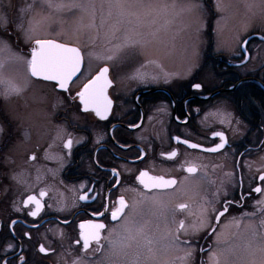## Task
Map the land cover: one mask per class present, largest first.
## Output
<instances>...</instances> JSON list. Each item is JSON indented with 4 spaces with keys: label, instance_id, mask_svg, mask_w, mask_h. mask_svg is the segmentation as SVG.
Returning <instances> with one entry per match:
<instances>
[{
    "label": "flooded vegetation",
    "instance_id": "flooded-vegetation-1",
    "mask_svg": "<svg viewBox=\"0 0 264 264\" xmlns=\"http://www.w3.org/2000/svg\"><path fill=\"white\" fill-rule=\"evenodd\" d=\"M66 10L81 13L77 9ZM46 11L41 10L36 17L43 16ZM89 11L84 14L92 18ZM36 17L37 28L43 19L36 20ZM92 19L90 22L94 21ZM94 23L90 25L95 28ZM96 33L84 46L63 42L80 48L85 54L80 74L70 85L68 93L59 89L53 92L46 86L50 82H37L35 93L42 107H36L41 115L33 117L36 128L32 141L11 152L6 149L0 155V168L7 167L4 156H11L17 161V170L24 173L20 178L21 184L8 198L0 195V264L5 260L21 264V258L24 264H61L63 250L69 245L78 247L75 239L80 231L79 225L87 221L106 224L102 235L107 236L108 229L119 221H111L108 213L104 216L93 213L100 208L101 202L111 206L112 201L121 195L130 205L133 204L138 199V193L133 189L139 185H134L132 177L138 170H148L153 175L163 174L178 181L180 190L166 197L169 208L175 209L177 205L186 203L195 212L206 201H212L219 207L224 201L231 200L229 218L252 211L253 198L257 194H250V189L253 186L264 187L257 172V168H264V74L242 73L253 57L251 45L264 44L260 39L264 35L253 34L245 39L246 53L242 52L244 41L228 53L221 52L215 41H210L208 53L200 59L201 71L180 79L172 76L170 71L169 77L161 76L156 66L152 69L146 65L147 61L153 62L151 59L137 60L134 65L130 63L129 71L128 66L119 64L120 67H116L117 59L104 63L100 59L101 64L97 67V62L89 59L86 49L101 47ZM215 49L217 51L212 54ZM229 55L231 57H227ZM104 66L110 68L109 78L113 81V87L108 89L113 106L108 119L101 121L94 113H83L77 107L78 97H72ZM10 67L6 66L5 75L13 78L16 73ZM206 67L216 71L218 76V84L211 88L199 80L205 75ZM136 73L141 74L143 80L130 78ZM117 75H121L123 87L126 84L127 89L119 87ZM193 83L202 84L203 89H194ZM223 100L235 107H219L218 103ZM244 100L256 104L244 105ZM57 102L58 106L54 108ZM225 117L231 119V124ZM61 129L63 140L70 136L74 141L71 156L65 155L67 150L62 146V139H57ZM37 131L40 135L36 134ZM215 132H223L228 137V145L218 153L188 149L186 145H178L175 139L179 136L202 147H212L220 142L219 137L214 136ZM14 136L17 142L23 140L20 131H16ZM77 140L81 142L77 144ZM8 143L10 146L11 141ZM4 144L5 141L0 140V146ZM177 148L181 152V157H178L181 164L186 158L198 165L196 175L189 176L179 164L161 156L162 152ZM34 151L37 152V162H28V156ZM45 151L53 158L43 159ZM60 156H64L63 162ZM138 156L144 159H138ZM186 176L188 180L185 182ZM240 177H243L242 186L237 184ZM41 191L47 195L40 197ZM82 194H87L89 199L80 200ZM28 195H36L45 204L38 217L27 215L30 209L34 210V205L23 207L22 202ZM61 208L63 211H58ZM138 213V218L151 220L153 225L159 223L160 229H164V222L158 221L147 206H141ZM65 218L72 224L65 223ZM176 218L184 219L188 224L195 220V216L179 212ZM226 224L227 220L222 217L220 223L213 227L218 232L228 231ZM60 233H63L62 240ZM244 238H247L246 234ZM196 239L205 249V252L197 253V264L200 260L210 264L209 250L215 248V236L202 232ZM41 244L47 253L39 251Z\"/></svg>",
    "mask_w": 264,
    "mask_h": 264
},
{
    "label": "snow or ice",
    "instance_id": "snow-or-ice-1",
    "mask_svg": "<svg viewBox=\"0 0 264 264\" xmlns=\"http://www.w3.org/2000/svg\"><path fill=\"white\" fill-rule=\"evenodd\" d=\"M105 4L109 9V16H112L115 10L117 24L126 21L134 25L130 29L133 34L127 36L124 43L117 46L115 50L110 49L109 51L114 53L112 55L101 57L89 52L90 60L95 58L112 61L119 58L118 54L123 49L142 46L143 41L135 38L138 35L137 27L142 26L150 17L166 14L170 7H175V5L156 2V0H101L100 7L103 8ZM96 6L95 0H68V2L65 0H0V140L5 141V144L0 146V155H3L6 149L11 152L18 149L21 144L30 143L33 130L36 128L31 112L27 111L28 102L24 96L26 88L5 75L6 66L23 65L34 82H50L46 86L51 87L53 92L59 89L62 93H68L73 78L80 73L85 60V54L78 47L38 38L35 35L36 15L41 10H52L59 14L65 9H77L81 13H86L90 9H95ZM203 7L202 0L187 5L190 11ZM217 7L219 8V5ZM260 39L264 40V36ZM242 52H247V41L243 42ZM109 73L108 66L101 67L98 73L72 97V99L78 97L77 107L81 108L83 113H94L95 117L101 121L108 119L113 106V100L108 95V89L113 87ZM130 78L143 80V76L139 73ZM192 87L198 91L203 89L200 83H193ZM21 99L24 100L23 111L18 106ZM57 106L58 102L53 105L54 108ZM225 119L231 124V119L228 117ZM16 131L22 132L23 140L17 142L14 136ZM62 131L63 129L58 131L57 139H62V146L67 150L65 155L71 156L74 141L70 136L63 140ZM36 134L40 135L38 131ZM214 136L219 137L220 142L212 147H202L187 139L182 140L179 136L175 139L178 145H186L188 149L218 153L228 145V137L223 132H215ZM8 141H11L10 146ZM80 142V140L76 141L77 144ZM50 148L51 145H49ZM161 156L167 161L179 164L189 176H194L199 171L198 165L186 158L182 164L180 163L179 148L167 153L162 152ZM42 158L52 159L53 157L45 151ZM59 159L63 162L64 156H60ZM138 159L142 160L144 157L138 156ZM4 160L7 167L0 168V195L8 198L13 189L21 184L20 178L24 173L17 170V161L11 156H4ZM37 160L35 151L28 156V162H37ZM257 172L260 173L258 180L264 182V168H257ZM113 174L119 176V173ZM132 179L134 185H139L138 188L133 189L138 193V199L133 204L130 205L121 195L112 201L111 206L101 202L100 208L93 213L97 216L108 213L111 221H119V224L108 229L107 236H104L102 233L107 228L106 224L92 221L81 223L78 237L75 239V245L78 247L73 248L69 245L64 249L60 257L61 264H197V253L205 252V249L199 246V240L196 239L202 232L215 236V248L209 250L210 264H264V187L253 186L250 189V194H257L253 198L252 211H245L239 216L229 218V205L233 203L231 200L224 201L219 207L214 206L212 201H206L199 205L195 212L186 203L171 209L166 197L180 190L175 178H166L163 174L153 175L148 170H138L133 174ZM184 180L186 182L188 176ZM113 183L116 182L113 181ZM237 184L243 185V177L237 180ZM46 195L44 191L39 193L40 197ZM219 195L220 193L217 192V196ZM79 199L87 201L89 196L82 194ZM22 204L25 208L34 205V210L30 209L27 213L34 218L38 217L45 208V204L36 195H28L27 200ZM141 206H147L158 221L164 222L163 230L160 229L159 223L153 225L151 220L138 218V210ZM19 210L18 208L17 211ZM178 212L195 216V220L188 224L184 219H177ZM222 217L227 220L225 228L229 230L218 232L213 225H218ZM64 222L72 224L67 218ZM232 228L236 231H231ZM60 239H63V233H60ZM39 251L47 253L48 250L41 244ZM97 254H100L99 258ZM4 264H12V262L5 260ZM21 264H24L23 258H21ZM199 264H205V262L200 260Z\"/></svg>",
    "mask_w": 264,
    "mask_h": 264
},
{
    "label": "rangeland",
    "instance_id": "rangeland-1",
    "mask_svg": "<svg viewBox=\"0 0 264 264\" xmlns=\"http://www.w3.org/2000/svg\"><path fill=\"white\" fill-rule=\"evenodd\" d=\"M156 2L175 5V7H170L166 14L150 17L142 26L137 27L138 35L135 38L142 40L143 45L123 49L122 54L119 53L120 58L117 59L116 67H120L119 64L128 66L127 71H129L135 61L143 60V58L151 59L153 62L147 61L146 65L152 69L156 66V69L161 71V76L168 75L169 77L171 74L168 71H170L173 73L172 76L185 79L201 71L200 59L205 53H208L207 45L210 41H215L218 50L228 53L236 46L241 45V42L250 35H264V0H202L204 7L192 11L188 10L187 5L198 3L200 0H156ZM95 3L96 8L89 11L92 13L90 16L93 19L87 18L84 13H70L66 9L59 14L47 10L43 16L36 17V20H43L36 28L35 35L38 38H48L62 44L63 42H74L75 45L84 46L97 30L96 40L101 43V47L94 50L86 48L87 54L92 52L101 57L114 54L109 50H115L117 46L124 43L125 38L133 34L130 29L134 25H130L126 21L117 24L115 10H113L112 16H109L106 4L101 8V0H95ZM90 19L94 21L90 22ZM90 23H94L95 28ZM251 48L253 57L242 73L251 72L263 75L264 44H252ZM238 49L240 50V48ZM216 51L215 49L211 53ZM92 59L97 62L95 64L97 67L100 66L101 61ZM101 60L102 63L106 61V59ZM120 60L122 61L119 62ZM130 63L132 64L130 65ZM10 68L13 73H16L12 79L26 88L24 96L28 102L27 111L31 112L32 118L40 116L41 113L36 110V107H42L40 99L35 93L38 83L29 77L23 65H11ZM131 73L129 72V76ZM203 73L205 75L201 76L199 80L206 87L211 88L218 84L216 71L206 67ZM121 75H117L116 78L119 87H123L124 84ZM123 89H127L126 84ZM23 104L24 100H19L18 106L22 111L24 110ZM250 104L255 105L256 102L244 100V105ZM218 105L219 107H235L227 100L220 101Z\"/></svg>",
    "mask_w": 264,
    "mask_h": 264
},
{
    "label": "water",
    "instance_id": "water-1",
    "mask_svg": "<svg viewBox=\"0 0 264 264\" xmlns=\"http://www.w3.org/2000/svg\"><path fill=\"white\" fill-rule=\"evenodd\" d=\"M54 42H56V41H54ZM58 43V42H57ZM68 46H71V45H68ZM72 47H75V46H72ZM81 69H82V67H81ZM80 72H81V70H80ZM80 73H78V75H79ZM78 75L76 76V77H74L73 78V81L78 77Z\"/></svg>",
    "mask_w": 264,
    "mask_h": 264
}]
</instances>
